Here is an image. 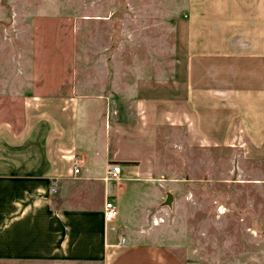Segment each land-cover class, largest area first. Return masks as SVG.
Returning a JSON list of instances; mask_svg holds the SVG:
<instances>
[{"label":"rangeland","instance_id":"obj_1","mask_svg":"<svg viewBox=\"0 0 264 264\" xmlns=\"http://www.w3.org/2000/svg\"><path fill=\"white\" fill-rule=\"evenodd\" d=\"M221 37L258 43L264 0H0V122L19 126L25 97L77 96L87 137L70 187L97 196L88 167L93 156L102 161L93 151L105 122L133 120L138 99L183 98L188 56ZM182 138L178 129L160 132L157 185L144 187L155 199L171 191L174 206L145 212L133 202L125 211L136 236L184 264H264V158L242 147L182 148Z\"/></svg>","mask_w":264,"mask_h":264},{"label":"crops","instance_id":"obj_2","mask_svg":"<svg viewBox=\"0 0 264 264\" xmlns=\"http://www.w3.org/2000/svg\"><path fill=\"white\" fill-rule=\"evenodd\" d=\"M185 87L183 98L138 99L131 121L105 122L93 151L102 161L93 156L88 167L101 189L97 196L70 187L81 173H74L81 165L76 156L87 137L80 131L78 97H25L20 125L0 122V264H184L166 246L140 240L125 210L133 202L154 210L164 200L146 190L157 185L164 129L184 132L182 148L242 147L264 158V37L258 43L221 37L214 47L189 55ZM116 165L120 180L109 179ZM51 183L71 192L44 194ZM109 198L120 212L113 223L104 220Z\"/></svg>","mask_w":264,"mask_h":264},{"label":"built area","instance_id":"obj_3","mask_svg":"<svg viewBox=\"0 0 264 264\" xmlns=\"http://www.w3.org/2000/svg\"><path fill=\"white\" fill-rule=\"evenodd\" d=\"M80 172V168L78 165H76L74 169V173L78 174ZM120 173H121V166L116 165L109 171V179L113 180H120ZM56 189L53 188L52 192H55ZM120 215L119 208L117 204L113 201V199H107L104 206V220L106 223H113L118 219ZM124 241V239H123Z\"/></svg>","mask_w":264,"mask_h":264},{"label":"water","instance_id":"obj_4","mask_svg":"<svg viewBox=\"0 0 264 264\" xmlns=\"http://www.w3.org/2000/svg\"><path fill=\"white\" fill-rule=\"evenodd\" d=\"M165 199L157 206V208L173 209L174 206V194L171 191H164Z\"/></svg>","mask_w":264,"mask_h":264}]
</instances>
